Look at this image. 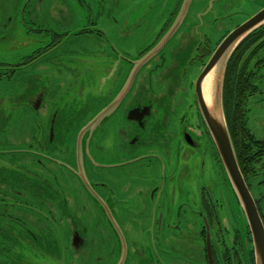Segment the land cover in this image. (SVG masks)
I'll return each mask as SVG.
<instances>
[{"label": "flooded vegetation", "instance_id": "1", "mask_svg": "<svg viewBox=\"0 0 264 264\" xmlns=\"http://www.w3.org/2000/svg\"><path fill=\"white\" fill-rule=\"evenodd\" d=\"M148 1L155 3L151 14L131 23L104 18L99 25L91 0H13V10L1 9L0 47L16 55L6 60L0 51V82L36 74L27 71L38 64L45 78L38 89L27 88L12 124L37 125L39 133L0 150V231L8 242L0 244V264H41L39 258L49 257L53 264H124L137 258L126 239L130 221L143 228L137 246L144 264H177L184 255L193 264H256L248 214L196 97L199 74L232 29L212 42L213 25V33L195 27L206 14L196 0ZM259 4L261 11L264 0ZM66 8L74 20L83 12L86 24L63 30ZM261 39L264 25L231 61L224 106L264 224V132L250 116L264 101V41L241 63ZM73 91L77 98L68 103ZM166 99L172 114L162 120L175 117L168 130L178 128L177 160L169 157L171 142L158 150L151 145ZM9 163L14 166L3 167ZM15 166L25 170L12 174ZM153 172L163 175L159 185Z\"/></svg>", "mask_w": 264, "mask_h": 264}, {"label": "rangeland", "instance_id": "2", "mask_svg": "<svg viewBox=\"0 0 264 264\" xmlns=\"http://www.w3.org/2000/svg\"><path fill=\"white\" fill-rule=\"evenodd\" d=\"M13 0H0V12L1 9H11V3ZM93 4L91 6L92 9V18L96 19V23L99 25L103 22L104 18L108 19H117L118 21L124 20L123 18L130 19V23L134 19H140L142 16L151 14L154 6L153 1L143 0V3L139 5H133L131 4L130 0H106L105 3H102L100 5V0H91ZM165 2L173 3L172 0H165ZM196 3L198 4V8H201V10H206V14L201 15L197 17L195 27L199 29V31H202L201 33H205L206 31H209L213 33L212 31V25L215 27L214 33L215 37L212 39V42H216L220 36L227 30L232 29L231 31L235 30L234 28L235 24L240 23V25L248 22V19L252 18L256 14L259 13V0H219L212 2L210 0L200 1L196 0ZM112 10V12H109ZM72 9L66 8L64 11H62L63 16L60 18L61 21H63L65 24V29H74L78 26L86 24V16L83 12H77L78 16L76 17V20L72 17L71 14ZM68 12H70L68 16ZM81 18H80V17ZM140 17V18H139ZM74 20V21H73ZM109 21L108 23H110ZM151 23V22H149ZM130 30L132 27L129 28ZM113 33V32H112ZM187 43L189 44L188 48L193 47L192 41L187 39ZM8 47L6 45L0 47V51L6 54L5 59L11 60L13 57H15V52L11 51L8 53L7 51ZM192 50V48H191ZM190 50V52H191ZM15 54V55H13ZM182 69L185 68L184 65L181 67ZM40 71V72H37ZM42 71V66L38 64L36 67L30 68L27 72H33L36 74H27V75H21L16 76L11 81L10 80H4L0 82V150H5V145H9L10 142L19 141L22 138L30 137V133L32 131L33 135H37L39 133L38 126L37 125H29V127L25 128H19L12 126L13 124V118L18 115L25 106V104H22V101L24 100L23 95L28 93L30 90H36L39 87L43 86L45 75ZM26 72V73H27ZM51 78H52V74ZM53 79H55V76H53ZM30 88V90L27 91V88ZM174 91L168 94L169 97H174ZM167 97V95H166ZM77 98V92L73 91L69 94L68 103H71L72 101H75ZM55 101V100H52ZM172 103L168 99H166V102L164 101L162 105L160 106L161 113L159 120L156 122V133H153L151 135V142H152V150L156 148L158 150V144L159 143H166L167 145L171 144L174 146V148H169V151L172 153L169 154V157H171L173 160H177V151L175 149L177 148L176 140H174V135L176 132H178V128H172L169 132V124L174 123V116L170 117L168 121L162 120V117L168 114L170 116L172 111H169V108H172ZM171 113V114H170ZM251 124L256 129L261 130L264 132V101L262 104L255 106L252 108L251 112ZM9 118V120H8ZM70 131V129H69ZM68 131V133H69ZM169 132V133H168ZM169 134V135H168ZM57 141H59V138H57ZM159 152V151H158ZM161 153V152H159ZM162 154V153H161ZM163 155V154H162ZM164 156V155H163ZM1 157V155H0ZM177 157V158H176ZM0 164H4L0 159ZM11 163L4 165L6 169H9L12 167ZM210 165L208 164V168ZM21 170H25L18 167L11 168L10 172L12 174H17ZM171 168L169 166V172ZM207 170V167L206 169ZM154 173V182L159 185V182L163 180V175L153 172ZM163 187L164 184L160 183ZM165 188H168V185L165 186ZM29 190V189H26ZM2 194V193H0ZM130 232H126V239H128V247L130 249V255L133 256V254L137 255V258L132 260L131 258H126V261L124 264H144L143 260L139 258L138 254L140 250L137 246V241L140 238V232L143 231V228L138 227L134 221H130ZM3 224V223H2ZM122 224H125L123 221ZM11 225V224H10ZM125 228V227H124ZM8 230L7 228H5ZM9 231V230H8ZM13 233H15V229L12 228ZM125 231H128L125 228ZM10 232V231H9ZM4 233H7L6 231ZM2 232L0 231V244H4L8 246V242H2ZM17 234V233H16ZM7 235V234H5ZM139 237V238H138ZM195 240V238H194ZM193 240V241H194ZM6 241V240H5ZM192 241V242H193ZM2 242V243H1ZM177 242H179V238L177 239ZM191 242V243H192ZM41 264H53L50 257L46 263L42 262V260L39 258L38 260ZM118 262V261H117ZM176 262V259H175ZM115 260H110V262H103L99 264H114ZM122 261L118 262V264H121ZM177 264H193L192 259L190 257H178Z\"/></svg>", "mask_w": 264, "mask_h": 264}, {"label": "water", "instance_id": "3", "mask_svg": "<svg viewBox=\"0 0 264 264\" xmlns=\"http://www.w3.org/2000/svg\"><path fill=\"white\" fill-rule=\"evenodd\" d=\"M263 25L264 9L248 19V22L239 25L233 32L229 33L217 46V49L207 61V65L199 74L200 76L195 84L198 107L200 108L202 118H204L211 138L214 140L216 149H218L225 170L235 186V190L238 192L239 200L248 214L255 244L256 264H264V224L261 221L259 213L256 211L255 202L247 190L246 182L240 170L236 149H234L233 139L230 136L225 117L223 93L226 70L230 59L235 54L234 52L244 40L258 31ZM170 36H172L171 31L166 34L163 41ZM149 57L150 55H148L147 59ZM143 59L140 60V63H142ZM208 79L211 81L212 86L209 102L204 93V84Z\"/></svg>", "mask_w": 264, "mask_h": 264}, {"label": "trees", "instance_id": "4", "mask_svg": "<svg viewBox=\"0 0 264 264\" xmlns=\"http://www.w3.org/2000/svg\"><path fill=\"white\" fill-rule=\"evenodd\" d=\"M258 30H259V29H258ZM256 32H257V31H256ZM254 34H255V33L251 34L246 40H244L243 43L239 46V48L242 47V46H244L245 44H247L249 38L253 37ZM263 41H264V39H261L260 42L256 43V45H254V46H252L251 48H249V50L247 51V54L244 56V58H243V60H242V62H241L242 64L248 59V57L250 56V54L252 53V51H253L256 47H258ZM239 48L234 52L235 54L232 56V58L230 59V61H229V63H228L229 65H228V68H227V70H226L225 81H226V78H227V75H228L227 72H228V69H229V67H230V65H231V61L233 60L234 56L237 55ZM224 85H225V82H224ZM225 88H226V85L224 86V93H223V96L225 95ZM224 98H225V96H224ZM223 106H224V101H223ZM224 107H225V106H224ZM233 144H234V143H233ZM234 149H235V148H234ZM236 155H237V152H236ZM238 161H239V160H238Z\"/></svg>", "mask_w": 264, "mask_h": 264}, {"label": "bare ground", "instance_id": "5", "mask_svg": "<svg viewBox=\"0 0 264 264\" xmlns=\"http://www.w3.org/2000/svg\"><path fill=\"white\" fill-rule=\"evenodd\" d=\"M212 86H211V81L208 79L207 82L204 84V93L205 97H207L208 102L210 101V92H211Z\"/></svg>", "mask_w": 264, "mask_h": 264}]
</instances>
